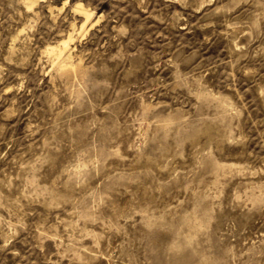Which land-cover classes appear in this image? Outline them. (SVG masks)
I'll use <instances>...</instances> for the list:
<instances>
[{
	"label": "rangeland",
	"instance_id": "obj_1",
	"mask_svg": "<svg viewBox=\"0 0 264 264\" xmlns=\"http://www.w3.org/2000/svg\"><path fill=\"white\" fill-rule=\"evenodd\" d=\"M0 264H264V0H0Z\"/></svg>",
	"mask_w": 264,
	"mask_h": 264
},
{
	"label": "bare ground",
	"instance_id": "obj_2",
	"mask_svg": "<svg viewBox=\"0 0 264 264\" xmlns=\"http://www.w3.org/2000/svg\"><path fill=\"white\" fill-rule=\"evenodd\" d=\"M63 45L66 46L67 45V42H63ZM52 51V50H51Z\"/></svg>",
	"mask_w": 264,
	"mask_h": 264
}]
</instances>
